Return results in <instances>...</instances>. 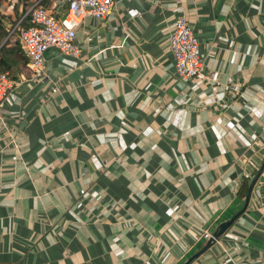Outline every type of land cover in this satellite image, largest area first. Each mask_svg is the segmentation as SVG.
Segmentation results:
<instances>
[{
  "label": "crops",
  "instance_id": "obj_1",
  "mask_svg": "<svg viewBox=\"0 0 264 264\" xmlns=\"http://www.w3.org/2000/svg\"><path fill=\"white\" fill-rule=\"evenodd\" d=\"M115 1L78 29L80 56L49 48L44 76L26 63L12 78L0 264H184L243 207L264 162V0ZM181 11L208 83L174 73ZM242 260L264 264V169L244 212L189 264Z\"/></svg>",
  "mask_w": 264,
  "mask_h": 264
},
{
  "label": "built area",
  "instance_id": "obj_2",
  "mask_svg": "<svg viewBox=\"0 0 264 264\" xmlns=\"http://www.w3.org/2000/svg\"><path fill=\"white\" fill-rule=\"evenodd\" d=\"M66 8L61 13L48 9L36 0L27 10L30 25L22 27L19 19L13 30H18L20 47L27 56L28 68L34 78L45 75V52L56 49L63 55L80 56L82 50L77 43L80 26L91 18L102 22L111 16L115 0H63ZM12 30V31H13ZM169 49L173 57L174 73L186 80L210 81L202 59V48L194 30L183 11L177 15L169 36ZM17 82L7 72H0V123L5 124L2 113L8 93ZM238 89L231 87L230 95L236 96ZM212 233L204 230L203 239L212 238ZM234 264H256L247 260Z\"/></svg>",
  "mask_w": 264,
  "mask_h": 264
},
{
  "label": "trees",
  "instance_id": "obj_3",
  "mask_svg": "<svg viewBox=\"0 0 264 264\" xmlns=\"http://www.w3.org/2000/svg\"><path fill=\"white\" fill-rule=\"evenodd\" d=\"M12 3L13 10L18 9L20 15L11 20V28H8L4 21L8 18H14L13 15L6 16L3 14L2 5L0 3V72H7L10 78L15 77V73L20 71L28 62L27 56L20 47L18 30H13L20 18L27 12L30 0H9ZM50 0H40L39 3L47 7ZM34 2L31 3V5ZM30 5V6H31ZM29 6V7H30ZM22 27L30 25L28 15L24 16L19 23ZM13 30V31H12ZM14 36V40L11 38Z\"/></svg>",
  "mask_w": 264,
  "mask_h": 264
},
{
  "label": "water",
  "instance_id": "obj_4",
  "mask_svg": "<svg viewBox=\"0 0 264 264\" xmlns=\"http://www.w3.org/2000/svg\"><path fill=\"white\" fill-rule=\"evenodd\" d=\"M263 169H264V162L261 165L260 170L257 172V174L254 176V178L251 180L250 184L247 187V193L245 196V202H244L243 207L238 212H236L230 219L220 223L219 226L216 228V230L213 232L212 238H210L208 240V242L199 251H197L195 254H193L184 264H189L193 260L198 259L199 256L201 254H203L205 251H207V249L212 246V244L220 237V235H222L225 232V230L234 222V220L240 214H242L244 212V210L246 209V207L248 205L251 190H252L258 176L260 175V173Z\"/></svg>",
  "mask_w": 264,
  "mask_h": 264
},
{
  "label": "rangeland",
  "instance_id": "obj_5",
  "mask_svg": "<svg viewBox=\"0 0 264 264\" xmlns=\"http://www.w3.org/2000/svg\"><path fill=\"white\" fill-rule=\"evenodd\" d=\"M33 1H34V0H30V2L28 3V9H29V6L31 5V3H32ZM0 3H1V5L3 6V3H11V1H9V0H0ZM11 15H13L14 18H8V19H6V20L4 21V22L7 24L8 27H9V26L11 25V23H12L11 20H12V19H15L16 17H18V16L20 15V11H19L18 9H15ZM24 15H25V14H24ZM9 28H11V26H10Z\"/></svg>",
  "mask_w": 264,
  "mask_h": 264
}]
</instances>
